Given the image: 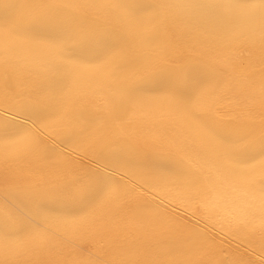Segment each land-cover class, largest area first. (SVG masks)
Instances as JSON below:
<instances>
[{
  "label": "snow or ice",
  "instance_id": "1",
  "mask_svg": "<svg viewBox=\"0 0 264 264\" xmlns=\"http://www.w3.org/2000/svg\"><path fill=\"white\" fill-rule=\"evenodd\" d=\"M15 7V15L0 18V64L6 76L15 62L16 47L40 44L51 49L69 74L73 66H87L98 76L122 83L109 97L108 115L101 126V118L88 107L65 112L61 94L70 86L68 78L50 76L22 90L11 86L8 77L4 98L12 103L5 111L14 119L0 115V142L15 146L13 155L37 150L43 140L34 129L43 125L62 133L67 143L87 144L91 165L72 184L55 191L0 178V239L46 243L43 204L53 199L77 209L70 220L97 223V209L106 202L126 198V186L116 179L121 171H132L154 189H179L198 209L210 211L212 198L222 195V185L206 182L192 160L165 147L164 136L146 137L139 132L134 136L125 127L124 118L145 95L161 96L175 110L191 114L199 122L204 140L198 157L211 158L221 174L242 177L264 202V167H251L249 158L258 150V156L252 159L264 160V123L258 128L244 124L238 133L219 130L196 109L210 92L226 83L231 87L228 81L209 78L201 70L169 59L167 54L154 61L142 54L143 49H152L168 28L165 10L189 13L195 28L203 26L206 13L231 9L256 13L264 25V0H23ZM17 119L22 123L17 125ZM50 153L56 155L58 149L51 148ZM226 205L225 199L222 207ZM133 222L141 237L122 247L119 258L109 254L101 258L84 247L73 264H192L180 257L197 245L214 244L201 233L178 225L166 209L162 211L160 205L151 202L139 205ZM259 232L264 240V221ZM175 233L181 239H175ZM233 264L243 262L236 260Z\"/></svg>",
  "mask_w": 264,
  "mask_h": 264
},
{
  "label": "bare ground",
  "instance_id": "2",
  "mask_svg": "<svg viewBox=\"0 0 264 264\" xmlns=\"http://www.w3.org/2000/svg\"><path fill=\"white\" fill-rule=\"evenodd\" d=\"M21 2L23 0H0V18L15 15V6ZM154 2L163 3L164 0ZM93 14L103 16L101 12ZM164 15L169 17V26L152 49L142 50L145 59L152 58L154 61L167 54L169 59L187 68L201 70L209 78L223 77L228 81L231 87L226 83L220 90L210 92L199 101L196 109L219 130L238 133L244 124H254L258 128L264 123V25L259 16L239 9L220 14L206 13L203 26L195 28L187 12L165 10ZM13 56L15 62L7 69L8 76L5 75V67L0 64V115L14 119L5 111L12 103L4 98L9 76L11 86L28 90L50 76L61 75L70 81V86L61 94L65 112L88 107L101 118L103 126V118L108 115L109 97L115 94L121 80L98 76L94 69L87 66H73L69 74L51 49L40 44L18 46ZM248 82L251 86L242 91ZM21 123L16 120L17 125ZM124 124L134 136L138 132L146 137L164 136L167 149L192 160L206 182L223 186L222 195L213 197L211 210L205 211L198 209L197 204L191 203L179 189H154L144 184L140 176L132 171H121L116 179L126 186L123 188L126 198L106 202L97 209L96 230L112 228L111 220L119 216L118 219L123 218L121 221L125 223L127 238L129 235L141 236L133 217L139 205L147 201L160 205L162 211L166 209L178 225L214 241L211 246L200 244L190 248L181 259L190 260L192 264H233L236 260L253 264L247 261L244 254L255 255L264 251V240L259 232L264 221V202L258 192L251 191L242 177L221 174L211 158L202 160L198 157L204 143L199 122L191 114L172 108L163 97L145 95L124 118ZM34 131L43 144L31 152L13 155L15 146L0 142V178L22 186L27 184L26 187L30 185L55 191L72 184L91 165L87 144L67 143L62 133L49 131L43 125H38ZM51 148H57L58 153L52 155ZM256 156L258 150L249 157L251 167H264V160L252 159ZM73 161L76 163L73 164ZM8 167L27 173L32 179L28 176L26 179L9 177L8 174L4 176L3 170ZM225 199L227 205L222 207ZM74 211L77 209L59 200H47L43 204V223H60L64 229L79 222L69 219ZM174 238L179 240L181 236L175 233ZM9 242L0 239V246L3 248Z\"/></svg>",
  "mask_w": 264,
  "mask_h": 264
},
{
  "label": "rangeland",
  "instance_id": "3",
  "mask_svg": "<svg viewBox=\"0 0 264 264\" xmlns=\"http://www.w3.org/2000/svg\"><path fill=\"white\" fill-rule=\"evenodd\" d=\"M247 86L246 88L244 86L245 89L242 88V91L249 88L251 84L248 82ZM5 170H7L8 173L5 172ZM3 173L4 176L8 174L9 177L22 179L29 177V179H32L29 174L20 172L11 167L5 168ZM26 185H24V187H26ZM29 187L33 188L30 185ZM35 188L39 189L38 187ZM113 218L114 219L111 220L112 228L110 227L106 230L103 228L100 231L96 230L95 224L85 221L71 224V226L64 229L61 228L60 223H52L50 225L45 223L44 228L47 229L46 234L48 237L46 243L35 244L32 242L20 243L11 241L3 248L1 245L0 264H73V261L79 258L80 249L84 247L89 248L90 251L101 258H104L106 254H109L111 257L119 258L120 249L134 243L141 236L127 235L129 237L127 238L125 236V223L121 221L123 218L118 219L119 216L118 218ZM85 229H91V231H86ZM244 255L245 257L247 256V261H252L253 264H264V251H259L255 253V255Z\"/></svg>",
  "mask_w": 264,
  "mask_h": 264
}]
</instances>
